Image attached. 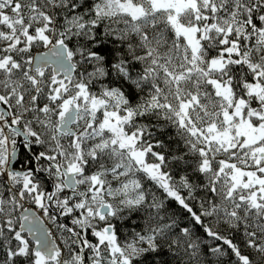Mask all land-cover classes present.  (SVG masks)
<instances>
[{"label":"snow or ice","instance_id":"6c2138e0","mask_svg":"<svg viewBox=\"0 0 264 264\" xmlns=\"http://www.w3.org/2000/svg\"><path fill=\"white\" fill-rule=\"evenodd\" d=\"M160 121L204 185L173 179ZM168 200L217 264H264V0H0V264H143L162 240L206 264ZM125 212L146 220L122 239Z\"/></svg>","mask_w":264,"mask_h":264},{"label":"trees","instance_id":"16d2710c","mask_svg":"<svg viewBox=\"0 0 264 264\" xmlns=\"http://www.w3.org/2000/svg\"><path fill=\"white\" fill-rule=\"evenodd\" d=\"M107 47L111 49L113 46L109 44ZM106 55H108V53H106ZM109 59H112L111 55H109ZM153 123H155V121H153ZM159 124L163 127V131L157 132L156 138L163 141L164 147L158 149V151H162L168 157L167 170L172 173L173 179L179 184L180 177L187 176L192 183L196 185H204L206 183L204 177L194 171L195 156L188 151L184 140L176 134V129L166 125L164 121H160ZM24 156L25 154L23 152H18V159L21 162L15 165L16 168L19 169L25 166L27 161ZM176 156H183L185 159L177 162L173 159V157ZM145 185L152 189L158 197L163 198L161 190L156 189L150 181H145ZM180 191L182 195L187 197V189L181 188ZM209 196L210 194L206 193L203 187H197L193 192V198H188L187 202L195 211L199 212L201 199ZM162 214L166 217L171 216L176 219L180 227H188L191 230L194 239L198 238L200 241L204 242L201 243V249L204 253L203 259L206 264H217V258L208 253V248L214 246L217 242L208 238L204 233L203 228L200 225H196L191 219V216L186 213L178 203L171 200L165 201V211ZM123 215L125 218L113 221L117 225L122 239L123 236L132 231L133 228H135L136 231H142L144 229L146 220V214L144 212L132 214L131 218H128L129 214L127 212ZM204 219L205 223H211L214 229L220 231L222 235L234 238V242L240 245L244 254L252 255L251 250L244 247L242 230L237 231L235 229H229L227 225L217 224L214 218L205 217ZM178 234V229H174L173 233L170 234L169 239H171L173 235ZM160 244V251L157 253H147L141 257L143 264H161V262H165V264H181L182 260H187V257H184L182 253H176L175 249L169 251L168 241L162 240L160 241ZM220 264H235V258L229 253L220 258Z\"/></svg>","mask_w":264,"mask_h":264}]
</instances>
